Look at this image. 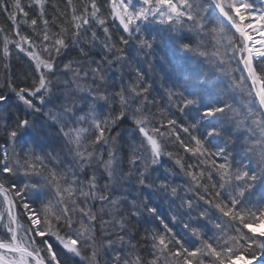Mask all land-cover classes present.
<instances>
[{"label": "snow or ice", "instance_id": "obj_1", "mask_svg": "<svg viewBox=\"0 0 264 264\" xmlns=\"http://www.w3.org/2000/svg\"><path fill=\"white\" fill-rule=\"evenodd\" d=\"M0 16V264H264V0Z\"/></svg>", "mask_w": 264, "mask_h": 264}, {"label": "trees", "instance_id": "obj_2", "mask_svg": "<svg viewBox=\"0 0 264 264\" xmlns=\"http://www.w3.org/2000/svg\"><path fill=\"white\" fill-rule=\"evenodd\" d=\"M23 2L25 4H27L29 2V0H23ZM49 12H51V10L49 9ZM0 25H3L5 27H7V24L4 20V18L2 16H0ZM110 27L113 28L114 30V35L118 36L122 33L120 32H116L115 31V28L114 26L110 25ZM0 64H2V61H0ZM12 65L14 67V70L19 74L21 73L22 71H27L28 69V60H27V57L23 56V54H20V55H14L13 59H12ZM21 79H23V77L21 76ZM3 139L0 138V145L3 144Z\"/></svg>", "mask_w": 264, "mask_h": 264}, {"label": "bare ground", "instance_id": "obj_3", "mask_svg": "<svg viewBox=\"0 0 264 264\" xmlns=\"http://www.w3.org/2000/svg\"><path fill=\"white\" fill-rule=\"evenodd\" d=\"M28 70V69H27Z\"/></svg>", "mask_w": 264, "mask_h": 264}]
</instances>
